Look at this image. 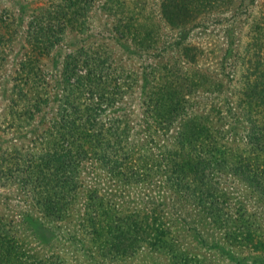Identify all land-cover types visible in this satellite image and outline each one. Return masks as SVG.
I'll use <instances>...</instances> for the list:
<instances>
[{
    "label": "rangeland",
    "instance_id": "rangeland-1",
    "mask_svg": "<svg viewBox=\"0 0 264 264\" xmlns=\"http://www.w3.org/2000/svg\"><path fill=\"white\" fill-rule=\"evenodd\" d=\"M257 57L264 0H0V264H264Z\"/></svg>",
    "mask_w": 264,
    "mask_h": 264
},
{
    "label": "trees",
    "instance_id": "trees-1",
    "mask_svg": "<svg viewBox=\"0 0 264 264\" xmlns=\"http://www.w3.org/2000/svg\"><path fill=\"white\" fill-rule=\"evenodd\" d=\"M129 48V45H125ZM258 59L252 62L250 59L246 61V76H244V89L242 102L247 108L250 109L253 119L260 122L256 123L257 128H259L264 133V59ZM260 117V118H258ZM260 132V131H257ZM262 137L264 139V134Z\"/></svg>",
    "mask_w": 264,
    "mask_h": 264
}]
</instances>
